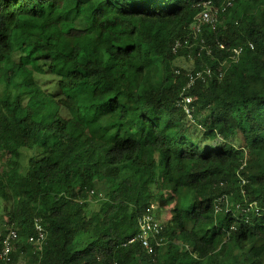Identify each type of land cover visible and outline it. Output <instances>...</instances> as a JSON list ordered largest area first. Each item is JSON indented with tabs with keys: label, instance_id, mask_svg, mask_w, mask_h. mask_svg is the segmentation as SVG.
Wrapping results in <instances>:
<instances>
[{
	"label": "trees",
	"instance_id": "trees-1",
	"mask_svg": "<svg viewBox=\"0 0 264 264\" xmlns=\"http://www.w3.org/2000/svg\"><path fill=\"white\" fill-rule=\"evenodd\" d=\"M205 1L223 2L0 0V250L15 228L11 264H264L263 219L214 208L236 193L238 173L248 202L264 203V0H235L215 29L202 27L211 56L173 55ZM80 18L87 29L69 27ZM186 53L193 66H173ZM204 69L213 78L186 91L189 120L180 94ZM35 75L55 88L42 91ZM188 126L219 143L202 148ZM22 151L33 153L25 168ZM170 200L153 254L129 244L139 216L149 209L160 221L154 208ZM35 219L41 247L29 242Z\"/></svg>",
	"mask_w": 264,
	"mask_h": 264
},
{
	"label": "built area",
	"instance_id": "built-area-1",
	"mask_svg": "<svg viewBox=\"0 0 264 264\" xmlns=\"http://www.w3.org/2000/svg\"><path fill=\"white\" fill-rule=\"evenodd\" d=\"M234 3L235 0H223L222 4L218 7L213 6L210 1H205L201 5H197V8L200 9V12L194 18L193 23L189 27L188 36L186 38L184 37L175 41L172 47V54L178 56L182 50H189L195 47L196 49H198L197 56H201L202 53H206L207 56H211L212 47L207 45L205 40L201 37L202 27L209 26L212 29H215V27L220 24V15L230 10L234 6ZM216 45L217 48L221 50L224 49V46L219 42H217ZM232 52V60L234 62H238V58L242 52V49H234ZM178 59L186 60L188 63H191V66H193L194 57L191 54L186 53L185 55L180 56ZM223 65H225V63H223ZM218 72V79L221 80L223 78V73L221 72V70H219ZM175 73L179 74L180 71L176 70ZM212 78L213 73L210 69L197 71L188 76V82L186 87L180 94L178 106L182 108L183 112L189 120H192L193 117L192 104L194 102V98L190 95H187L186 91L190 89L197 81L204 82ZM244 167L245 164L240 167V170L242 171ZM238 176L240 179L239 188L235 193L238 196V199H233L235 194H231L230 198L227 195H223L215 202V212L218 213L222 210H225L227 213H229L232 211L231 208L234 206L236 212H239L240 214L246 216H249L251 214L253 218H260L264 221V203L263 205H259L257 201L248 202L247 191L244 188L246 181L239 173ZM223 185V183H220V186ZM246 220H248V218ZM137 225L138 235L134 239L130 240L129 244L139 242L148 254H153L154 247L161 244L160 241L157 240V237L163 230L162 224L160 223V221L155 219V217L148 209L139 216ZM33 227L34 234L29 238V242L33 245L41 247L47 237L46 231L42 226L40 220L38 219L34 220ZM230 229L234 230V227H231ZM17 240V230L13 227H10L6 235L2 239V248L0 250V264H11V254L15 250Z\"/></svg>",
	"mask_w": 264,
	"mask_h": 264
},
{
	"label": "rangeland",
	"instance_id": "rangeland-1",
	"mask_svg": "<svg viewBox=\"0 0 264 264\" xmlns=\"http://www.w3.org/2000/svg\"><path fill=\"white\" fill-rule=\"evenodd\" d=\"M96 3H97V1H90L88 3L87 9H86V13H87L89 18L92 15V12H93V9H94ZM231 18L233 19V16ZM221 24H223V21L221 22ZM69 27H73V28L78 29V30H85V29L88 28V25L82 18H80L75 24L70 25ZM147 63L150 65L151 62L148 61ZM173 66L181 68V69H189V68L192 67L191 63H188L186 60H182V59L176 60L173 63ZM35 79H36L38 85L40 86V88L42 89V91H49V90L52 89V87L55 88V80L51 76L35 75ZM131 80H135V78L133 79V77H132ZM121 87L126 92H131V91L135 90V88H136V86L134 84H132V83H121ZM2 89H4V86L2 84H0V91ZM188 127H190V126H188ZM189 131H190L189 133H190V135L192 137V141L194 143L200 142V145H201L202 148H207L209 146L217 145L216 143L218 141H216V142L214 141V142H210V143L208 141H205L204 140V133L198 127L196 128V127L192 126V127H190ZM147 133L148 132H145L143 136H147L148 135ZM143 136H142L141 139H139V142L143 140ZM232 143L236 147H242L244 145L243 144V138H242V136H241V134L239 132H236L234 134ZM31 155H33L32 152L22 151V156H21V160H20L21 164H22V167H24V168L26 167L27 158L30 157ZM167 191H169V190H167ZM173 204L174 203L170 200L169 204H168L169 207L167 209H160L158 207L157 208L155 207L156 208V210H155V208H154L155 216H157L158 219H160V222L164 223V221H167L171 217L170 208L172 207ZM96 210H97V204L95 202L90 203V207H89V212L88 213L90 214V212H94ZM9 228L7 227L6 230H9ZM6 233L4 234V236L6 235ZM84 242H85V240L78 239L76 241V245L77 246H82L84 244ZM16 264H28L27 263V259L26 258H20V259H18Z\"/></svg>",
	"mask_w": 264,
	"mask_h": 264
}]
</instances>
